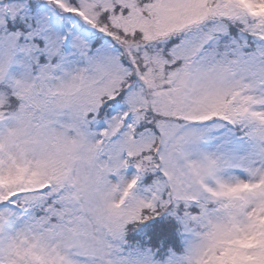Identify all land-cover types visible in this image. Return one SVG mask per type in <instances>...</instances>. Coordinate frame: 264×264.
I'll use <instances>...</instances> for the list:
<instances>
[{
  "label": "snow or ice",
  "instance_id": "snow-or-ice-1",
  "mask_svg": "<svg viewBox=\"0 0 264 264\" xmlns=\"http://www.w3.org/2000/svg\"><path fill=\"white\" fill-rule=\"evenodd\" d=\"M0 264H264V0H0Z\"/></svg>",
  "mask_w": 264,
  "mask_h": 264
}]
</instances>
